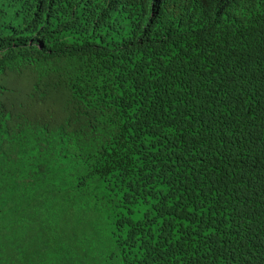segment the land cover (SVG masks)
Here are the masks:
<instances>
[{
  "label": "trees",
  "instance_id": "16d2710c",
  "mask_svg": "<svg viewBox=\"0 0 264 264\" xmlns=\"http://www.w3.org/2000/svg\"><path fill=\"white\" fill-rule=\"evenodd\" d=\"M0 264H264V0H0Z\"/></svg>",
  "mask_w": 264,
  "mask_h": 264
},
{
  "label": "clouds",
  "instance_id": "9594fccd",
  "mask_svg": "<svg viewBox=\"0 0 264 264\" xmlns=\"http://www.w3.org/2000/svg\"><path fill=\"white\" fill-rule=\"evenodd\" d=\"M61 2V1H60ZM60 2L57 3L60 4ZM18 213L19 210L15 213L14 217L10 220V222H8L9 225H4V229L6 230V233H16V231H14V228L18 227L19 222V218H18ZM10 228H13V231H8Z\"/></svg>",
  "mask_w": 264,
  "mask_h": 264
},
{
  "label": "rangeland",
  "instance_id": "374dc122",
  "mask_svg": "<svg viewBox=\"0 0 264 264\" xmlns=\"http://www.w3.org/2000/svg\"><path fill=\"white\" fill-rule=\"evenodd\" d=\"M12 229H13V228H10L8 231H13Z\"/></svg>",
  "mask_w": 264,
  "mask_h": 264
}]
</instances>
